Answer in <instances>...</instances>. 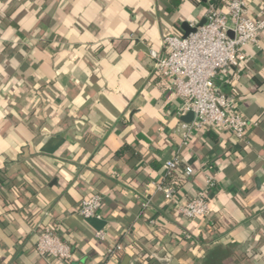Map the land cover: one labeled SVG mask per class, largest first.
<instances>
[{"label": "crops", "instance_id": "obj_1", "mask_svg": "<svg viewBox=\"0 0 264 264\" xmlns=\"http://www.w3.org/2000/svg\"><path fill=\"white\" fill-rule=\"evenodd\" d=\"M243 1L249 18L264 11V0ZM209 4L0 0V264H264V35L215 81L249 122L247 142L225 130L184 137L194 116L180 114L150 56L165 54L166 35L184 36V23L202 24ZM208 178L213 211L188 220L179 207ZM162 183L177 184L173 202ZM94 193L103 219L85 220L77 209ZM42 226L69 243L72 261L37 253ZM186 235L195 250L181 245Z\"/></svg>", "mask_w": 264, "mask_h": 264}, {"label": "built area", "instance_id": "obj_2", "mask_svg": "<svg viewBox=\"0 0 264 264\" xmlns=\"http://www.w3.org/2000/svg\"><path fill=\"white\" fill-rule=\"evenodd\" d=\"M204 17L206 23L186 38L177 34L166 35L163 38L164 55L150 50V56L155 61V71L171 79L176 96L183 101L180 114L194 116L192 123L182 125L184 137L194 129L216 132L225 130L240 142H247L249 122L235 111L233 97L217 93L215 81L229 67L239 66L244 48L258 45L260 36L264 35V11L252 19L248 17L245 1L231 0L225 11L209 4ZM178 169V158L167 161L166 177L176 175ZM192 174V169L186 168L183 178L191 177ZM214 188V180L208 178L206 186L179 207L181 214L188 220L209 218L213 211L209 194ZM158 189L164 193L166 201H174V184L162 183ZM148 204L145 203L144 207H148ZM103 205V195L94 193L80 202L77 212L85 220H101ZM38 234V254L61 263L72 261L71 246L53 227L42 228ZM95 236L99 241L107 240V233L103 230ZM186 237L191 238L188 235ZM122 250L120 244L112 246L108 249V256L117 259Z\"/></svg>", "mask_w": 264, "mask_h": 264}, {"label": "trees", "instance_id": "obj_3", "mask_svg": "<svg viewBox=\"0 0 264 264\" xmlns=\"http://www.w3.org/2000/svg\"><path fill=\"white\" fill-rule=\"evenodd\" d=\"M217 2V0H212V4H214L215 6H216V3ZM173 177V176H172ZM172 177H170L169 178V180H172ZM174 179V178H173ZM175 186V188H177V184H175L174 185ZM30 220H32V219H30ZM203 220H207V219H203ZM215 223H213V224H210L208 227H209V230L210 231H212V230H214V228H215ZM42 228H45V226H42ZM181 245L183 246V247H186V249L188 250V251H193V250H195L197 247H198V245H197V242H195V240H193L192 238H190V239H187V237H185L181 242ZM48 258H50V257H48ZM165 259H168L167 257H164ZM54 261H55V259H54ZM148 262V261H147Z\"/></svg>", "mask_w": 264, "mask_h": 264}, {"label": "water", "instance_id": "obj_4", "mask_svg": "<svg viewBox=\"0 0 264 264\" xmlns=\"http://www.w3.org/2000/svg\"><path fill=\"white\" fill-rule=\"evenodd\" d=\"M205 23H206V20H205L202 24H200L198 27L203 26ZM182 29H183L184 32H185L184 38H186L189 34L194 33V32L197 30V27H193V28H192V27H190V25H189L188 23H184V24L182 25ZM230 35L233 36L232 34H230ZM137 45H138L139 48L145 50L146 52L149 51L148 49H146V48H145L142 44H140L139 42L137 43Z\"/></svg>", "mask_w": 264, "mask_h": 264}]
</instances>
